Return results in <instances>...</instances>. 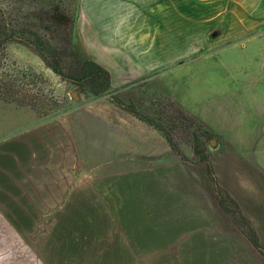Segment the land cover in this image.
Wrapping results in <instances>:
<instances>
[{
    "label": "crops",
    "instance_id": "obj_1",
    "mask_svg": "<svg viewBox=\"0 0 264 264\" xmlns=\"http://www.w3.org/2000/svg\"><path fill=\"white\" fill-rule=\"evenodd\" d=\"M80 2L81 39L113 87L157 71L160 57L264 35V0ZM126 56L137 66L125 67ZM8 104L0 101V264H264L189 164L130 168L122 154L117 170L113 154L99 160L98 145L82 142L77 123L27 124L30 105ZM101 149L112 153L107 143ZM82 238L91 255L69 254Z\"/></svg>",
    "mask_w": 264,
    "mask_h": 264
},
{
    "label": "rangeland",
    "instance_id": "obj_2",
    "mask_svg": "<svg viewBox=\"0 0 264 264\" xmlns=\"http://www.w3.org/2000/svg\"><path fill=\"white\" fill-rule=\"evenodd\" d=\"M80 1L0 0V101L31 103L22 110L27 124L53 118L77 123L82 142L98 145L99 160L106 153L113 154L117 170L122 154L130 168L189 164L215 197L229 203L232 219L226 216V220L231 226L241 227L242 213L264 248V35L202 55L160 57L157 71L146 78L129 74L122 82L114 80L111 95L134 104L143 114L155 118L165 105L168 113L179 108L201 123L210 137L200 148L205 159L197 161L192 136L185 129L178 127L181 156L160 130L114 104L111 95H96L63 79L51 67V60L48 63L9 30L27 27L53 39L62 50L69 47L66 63L76 65L89 59L91 52L90 41L81 39L87 26L80 23ZM51 7L58 9V17L67 19L62 30H48L53 24L47 18ZM134 59L126 56L124 66H137ZM105 143L112 146V153L102 151ZM78 250L70 249L69 254L91 255L88 238H82Z\"/></svg>",
    "mask_w": 264,
    "mask_h": 264
},
{
    "label": "trees",
    "instance_id": "obj_3",
    "mask_svg": "<svg viewBox=\"0 0 264 264\" xmlns=\"http://www.w3.org/2000/svg\"><path fill=\"white\" fill-rule=\"evenodd\" d=\"M58 9L56 7H51L48 11V20L50 23H53L49 29L54 30H62L63 26L67 19L63 16H57L56 12ZM26 29L19 28H7V30H11V34L15 36V39L21 40L22 42L27 43L32 46L41 57H43L48 63L51 60V67L60 75L63 79L77 85L80 89L88 92H92L96 95H108L110 96L113 92L112 85V77L111 73L101 64L96 62L93 59H85L80 60L76 65H69L66 63V58L69 55V47L65 50L60 48L59 43H55L51 38H45L43 35L38 32L32 31V29L25 27ZM31 31H30V30ZM73 32V26L69 29V34ZM0 44L2 42L0 41ZM112 102L117 106L127 110L132 113L145 123L150 126H153L160 130L163 135L166 137L172 149H174L177 153L183 155V152L179 145H181V140L179 139L178 127H182L187 132H189L192 136L193 143V154L196 160H204L205 157L202 154L201 147L206 142V139H209L210 134L206 130V128L199 122L195 121L192 117L186 115V113L179 109L173 108V114L169 112L170 108L167 106H163L159 109L156 117H150L146 114H143L134 104L126 102L122 98L111 95ZM20 103V102H19ZM26 105H31V103H25ZM161 104V103H160ZM185 161L189 163L193 162L189 159L184 158ZM219 207L221 211L228 218L232 219V215L227 202H223L220 196L216 197ZM237 217V216H236ZM240 217H242L241 227L236 228L245 235V237L249 240V242L255 247V249L260 254L261 258L264 260V248L256 234V229L252 226L248 219H246L242 213H240ZM234 219V218H233ZM234 222V221H233ZM243 225L248 227V230L244 229Z\"/></svg>",
    "mask_w": 264,
    "mask_h": 264
}]
</instances>
